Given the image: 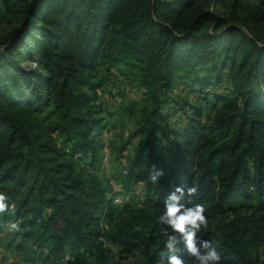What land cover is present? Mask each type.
I'll return each instance as SVG.
<instances>
[{"label":"trees","instance_id":"obj_1","mask_svg":"<svg viewBox=\"0 0 264 264\" xmlns=\"http://www.w3.org/2000/svg\"><path fill=\"white\" fill-rule=\"evenodd\" d=\"M211 1L222 12L210 0L0 1L16 23L0 34V192L11 206L0 227L18 225L8 245L25 261L30 246L46 247V264H81L113 244L156 264L154 209L181 185L197 188L186 203L204 205L201 235L221 264H264L252 253L264 241V0ZM115 66L147 94L131 107L137 144L124 176L145 190L138 209L113 208L98 171V89ZM177 85L210 112L192 106L170 128L162 107Z\"/></svg>","mask_w":264,"mask_h":264},{"label":"rangeland","instance_id":"obj_2","mask_svg":"<svg viewBox=\"0 0 264 264\" xmlns=\"http://www.w3.org/2000/svg\"><path fill=\"white\" fill-rule=\"evenodd\" d=\"M3 2L4 0H0ZM10 3L16 0H8ZM253 2H261L262 0H252ZM5 4L1 5L0 9V34L10 30L16 25L15 21L4 11ZM208 8L216 11L218 13L222 12V7L218 4H214L210 0ZM28 65L29 62L25 61ZM31 64V63H30ZM125 70L120 66H115L111 74H107V78L100 89H98V103L104 107V112L102 113L103 121L105 122L108 130H103V127L99 129L100 137L104 145V150L107 154L106 162H99L98 171L102 174L106 180L108 172L117 174L122 169L127 168L129 165V160L133 155L137 144V138L129 139V135L133 132L135 128V113L132 111L131 107L135 102L142 99L146 94V90L143 87H138L134 82L129 81L127 78ZM171 98L165 102L162 107V112L167 116L166 124L170 128H175L180 124L181 119L184 114L190 112L192 106H203L204 114L207 115L210 112L209 107L203 104L201 97L195 93V91H188L183 88L182 85H177L172 90ZM103 131H102V130ZM106 135V136H105ZM128 140V141H127ZM62 145V141L60 140ZM79 162V160H78ZM105 165V166H104ZM81 172L91 169L88 164V160L81 162ZM108 172H107V170ZM105 175V176H104ZM125 177L119 178V186H121V191L112 193L109 188V193L107 197L109 198L111 205L116 210H121L122 208H143L147 207L145 190L143 186V191L141 190L143 199L140 203H135L133 199V187L136 184H127L124 181ZM122 181V182H121ZM124 181V182H123ZM108 184V183H107ZM129 196L127 199L126 197ZM115 199V201H113ZM46 214V211L43 212ZM9 225L11 222H8ZM6 224V223H5ZM9 227L5 229L0 227V264H46L41 262L42 257L46 253V247L34 248L33 246L28 247V256L31 257L32 261H25V255L18 254L15 251V247L9 246L8 241L14 238L16 241L19 236L10 232ZM23 229L21 230V232ZM106 248L109 249L108 254L106 252L100 253L99 256H83L79 261L81 264H139L141 256L137 250L132 252H123L121 248L113 245L107 244ZM252 253L258 255L260 258L264 257V241H259L255 243L252 248ZM61 264H67L62 262Z\"/></svg>","mask_w":264,"mask_h":264},{"label":"clouds","instance_id":"obj_3","mask_svg":"<svg viewBox=\"0 0 264 264\" xmlns=\"http://www.w3.org/2000/svg\"><path fill=\"white\" fill-rule=\"evenodd\" d=\"M152 168L150 179L155 183L163 175V170L155 165ZM196 192L195 186L174 185L164 198L163 206L154 209L158 212L156 223L160 225L164 237L162 248L157 250L160 259L156 264H185L181 256L182 251L192 258L193 264H221L216 242L204 239L201 235L208 228L204 205L186 203L191 201ZM7 201V194L0 192V213L11 210ZM9 228L11 231H17L18 225L11 223Z\"/></svg>","mask_w":264,"mask_h":264},{"label":"built area","instance_id":"obj_4","mask_svg":"<svg viewBox=\"0 0 264 264\" xmlns=\"http://www.w3.org/2000/svg\"><path fill=\"white\" fill-rule=\"evenodd\" d=\"M104 126H103V130L105 129V127H106V130H108V128H107V126H106V124H105V122L103 121V123H102ZM102 130V131H103ZM109 131V134L111 133V131L110 130H108ZM106 136V135H105ZM101 162H106L107 161V154H106V151L104 150V148H103V151H102V155H101V160H100ZM105 166V165H104ZM106 169V168H105ZM107 170V169H106ZM107 172H108V170H107ZM126 175V168H124V169H122L119 173H117V174H113V173H111V172H108L107 173V176H106V180H107V183H108V186H109V188H110V191L112 192V193H114V192H118V191H121V186H119V178L120 177H124ZM105 176V175H104ZM122 182V181H121ZM142 186L141 185H139V184H135L134 185V187H133V189H134V191H133V199H134V201H135V203H140L139 201L141 200V199H143V195H142V193L140 194V192H141V190L143 191V188H141ZM109 191V192H110ZM127 199L129 198V196H127L126 197ZM113 201H115V199H113ZM6 227H9V223L8 222H6ZM10 229V228H9Z\"/></svg>","mask_w":264,"mask_h":264}]
</instances>
